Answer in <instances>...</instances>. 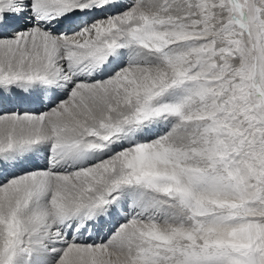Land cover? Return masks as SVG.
Here are the masks:
<instances>
[{
  "label": "snow or ice",
  "instance_id": "1",
  "mask_svg": "<svg viewBox=\"0 0 264 264\" xmlns=\"http://www.w3.org/2000/svg\"><path fill=\"white\" fill-rule=\"evenodd\" d=\"M0 264H264V0H0Z\"/></svg>",
  "mask_w": 264,
  "mask_h": 264
}]
</instances>
